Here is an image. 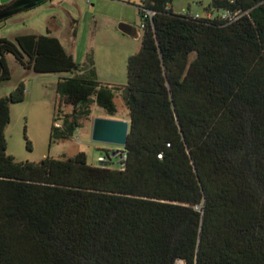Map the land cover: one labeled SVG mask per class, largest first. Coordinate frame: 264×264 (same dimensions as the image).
Listing matches in <instances>:
<instances>
[{
  "label": "trees",
  "instance_id": "16d2710c",
  "mask_svg": "<svg viewBox=\"0 0 264 264\" xmlns=\"http://www.w3.org/2000/svg\"><path fill=\"white\" fill-rule=\"evenodd\" d=\"M139 1L123 89L102 86L93 61L80 66L49 30L0 38V84L6 55L69 74L50 143L69 140L91 104L114 116L116 92L130 122L121 169L84 152L16 162L4 130L25 88L0 98V264H264V0H211L206 11L240 12L235 22Z\"/></svg>",
  "mask_w": 264,
  "mask_h": 264
},
{
  "label": "rangeland",
  "instance_id": "374dc122",
  "mask_svg": "<svg viewBox=\"0 0 264 264\" xmlns=\"http://www.w3.org/2000/svg\"><path fill=\"white\" fill-rule=\"evenodd\" d=\"M7 1L0 0V7L7 5ZM210 3L211 0H173L171 8L175 14L190 12L204 16ZM138 6H141L139 0H48L1 21L0 38L14 41L20 34L47 35L49 30V35L57 38L80 66L86 65L89 59L93 61L97 81L102 86L123 89L127 84L128 58L141 47L143 29ZM72 20L75 21L74 36ZM121 24L129 26L130 32H122ZM5 58L11 78L0 84V98L8 96L20 82L25 88L24 100L10 105V121L4 130L9 156L16 162L39 163L46 157L65 159L84 152L92 166H100L99 159L104 157L110 168H117L123 148L93 142L91 128L97 118L128 120L121 91L114 96L117 109L114 116L91 104L90 115L80 120L78 131L69 140L50 143L54 106L59 101L56 84L69 74H36L21 67L12 55ZM71 112L70 106L61 105V117Z\"/></svg>",
  "mask_w": 264,
  "mask_h": 264
},
{
  "label": "water",
  "instance_id": "95a60500",
  "mask_svg": "<svg viewBox=\"0 0 264 264\" xmlns=\"http://www.w3.org/2000/svg\"><path fill=\"white\" fill-rule=\"evenodd\" d=\"M48 0H13L4 7L0 8V22L18 15L24 11L35 8ZM120 30L124 33L130 32V27L124 24L120 25ZM130 122L116 121L110 119H94L91 128V140L93 142L125 147ZM115 153H112L114 156ZM100 166L107 167V164Z\"/></svg>",
  "mask_w": 264,
  "mask_h": 264
},
{
  "label": "built area",
  "instance_id": "2783aa9c",
  "mask_svg": "<svg viewBox=\"0 0 264 264\" xmlns=\"http://www.w3.org/2000/svg\"><path fill=\"white\" fill-rule=\"evenodd\" d=\"M222 1V0H220ZM181 14H184V15H190L194 18H200V17H204L206 19H213V18H216V17H219L221 20H224V21H228V22H235L237 21L240 17H241V13L240 12H230V11H221L220 14H217V15H214L212 12H209V11H206V14L204 16H201L199 14H194L192 15L190 12H185V13H181ZM151 16V14H150ZM142 28H143V25H141ZM56 127H59L58 123L55 124ZM126 160V154L122 151L121 153H119V158H118V163H117V168L118 169H121L124 165V162ZM100 162H104L105 159L104 157H101L99 159ZM106 163V162H104Z\"/></svg>",
  "mask_w": 264,
  "mask_h": 264
},
{
  "label": "crops",
  "instance_id": "0c3cea01",
  "mask_svg": "<svg viewBox=\"0 0 264 264\" xmlns=\"http://www.w3.org/2000/svg\"><path fill=\"white\" fill-rule=\"evenodd\" d=\"M11 1H13V0H8L6 3H10ZM128 121V120H127Z\"/></svg>",
  "mask_w": 264,
  "mask_h": 264
}]
</instances>
